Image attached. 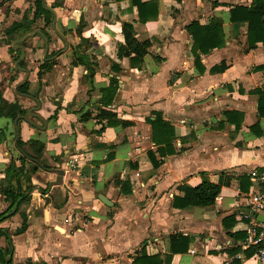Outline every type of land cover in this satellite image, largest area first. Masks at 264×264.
Instances as JSON below:
<instances>
[{
    "label": "crops",
    "instance_id": "obj_1",
    "mask_svg": "<svg viewBox=\"0 0 264 264\" xmlns=\"http://www.w3.org/2000/svg\"><path fill=\"white\" fill-rule=\"evenodd\" d=\"M141 1H158V18L141 23L133 0H0V264H264L244 247L246 226L264 222L248 203L264 170L252 93L264 44L248 50L247 24L230 20L253 0ZM213 19L226 42L201 54V72L188 26ZM124 23L150 41L140 68L119 56ZM156 112L174 126L173 155L152 142ZM205 176L221 186L213 205L174 206ZM181 236L188 250L174 253Z\"/></svg>",
    "mask_w": 264,
    "mask_h": 264
},
{
    "label": "trees",
    "instance_id": "obj_2",
    "mask_svg": "<svg viewBox=\"0 0 264 264\" xmlns=\"http://www.w3.org/2000/svg\"><path fill=\"white\" fill-rule=\"evenodd\" d=\"M181 1V0H177ZM37 4L39 1L36 2ZM133 3L138 8L139 21L141 23H146L151 20H155L159 15V2H142L141 0H133ZM230 20L232 23H246L247 24V45L248 50L255 48L257 44H264V0H253L251 5L244 6L238 5L230 10ZM19 25L14 24L8 30V33L14 31ZM188 31L193 38L192 52L194 55V63L196 68L201 72L204 71V66L201 63V54H208L211 50L216 48H222L225 45V36L223 33L222 22L219 19H213L212 24L209 26H200L198 22H192L188 26ZM123 33L125 38V45L120 48L119 56L120 58L125 56L130 59L131 65L140 68L145 55L148 53V48L150 47V41L140 42L135 38L134 28L131 24H123ZM227 68L226 63L222 62L220 65L214 66L212 72H223ZM256 71H264V64L256 66ZM117 81L112 79L109 86L102 90L101 102L104 106L112 103L117 90ZM116 84V85H115ZM253 94L258 96V116L260 118L264 117V85L261 88H257L252 91ZM112 118L114 115L109 111L103 110L101 116ZM155 118L149 120L152 126V142L158 146L157 151L160 156L173 155L176 153L174 148L175 129L168 121L162 118V115L158 112L154 113ZM225 115L229 121H233V117H241L238 112L227 111ZM110 123L117 124L118 121H110ZM239 126V123H237ZM259 125H255L256 128ZM150 158L154 165L159 166L162 161L155 159L154 153L149 152ZM112 159L113 156L110 154L107 157ZM185 191V196L182 198L176 197L174 199V206H179V208H185L188 206H211L215 203L217 196L220 193L221 186L219 184L212 183L208 177H204L203 181L197 187H182ZM7 198L13 199V204L18 206L24 202L28 197V193L16 195L8 191H4ZM3 215L0 216V220ZM24 228V227H23ZM0 234H6L8 239L10 236L8 233L1 231ZM183 241L185 247L180 248L179 244ZM189 239L187 237L181 236L178 239H174L171 244L172 252L177 253L181 251L188 250ZM9 248H12L10 245ZM254 252V251H253ZM257 248H255V253ZM252 254V253H251ZM250 254V255H251ZM254 254V253H253ZM147 258V259H146ZM144 259L150 260L151 257L144 255ZM134 262L143 263L142 259L135 258ZM152 264L150 262H146Z\"/></svg>",
    "mask_w": 264,
    "mask_h": 264
},
{
    "label": "built area",
    "instance_id": "obj_3",
    "mask_svg": "<svg viewBox=\"0 0 264 264\" xmlns=\"http://www.w3.org/2000/svg\"><path fill=\"white\" fill-rule=\"evenodd\" d=\"M251 179L258 184V189L248 198V203L255 212L264 214V170L252 171ZM245 231L247 237L244 247H256V256L264 263V222L253 220L246 226Z\"/></svg>",
    "mask_w": 264,
    "mask_h": 264
},
{
    "label": "water",
    "instance_id": "obj_4",
    "mask_svg": "<svg viewBox=\"0 0 264 264\" xmlns=\"http://www.w3.org/2000/svg\"><path fill=\"white\" fill-rule=\"evenodd\" d=\"M56 173L58 174V178H57V179H58L59 181H61V179H62V175H63V171H62V170H57ZM100 199L104 202L105 205H107V206H112V203L109 202L107 199H105L103 196L100 197ZM16 209H17V206L14 207L13 212H15ZM255 216L258 217L260 220H263V221H264V217H263V216L258 215V214L255 215Z\"/></svg>",
    "mask_w": 264,
    "mask_h": 264
}]
</instances>
